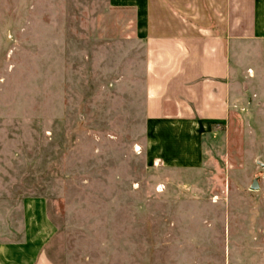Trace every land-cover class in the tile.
Returning <instances> with one entry per match:
<instances>
[{"label": "rangeland", "instance_id": "374dc122", "mask_svg": "<svg viewBox=\"0 0 264 264\" xmlns=\"http://www.w3.org/2000/svg\"><path fill=\"white\" fill-rule=\"evenodd\" d=\"M232 59L220 130L153 122L132 12L0 0V223L43 206L56 261L264 264V42Z\"/></svg>", "mask_w": 264, "mask_h": 264}, {"label": "crops", "instance_id": "0c3cea01", "mask_svg": "<svg viewBox=\"0 0 264 264\" xmlns=\"http://www.w3.org/2000/svg\"><path fill=\"white\" fill-rule=\"evenodd\" d=\"M111 3L133 13L143 42L146 120L220 130L237 103L236 48L264 42V0ZM39 209L24 213L20 230L0 223V264H78L50 257L52 224Z\"/></svg>", "mask_w": 264, "mask_h": 264}, {"label": "water", "instance_id": "95a60500", "mask_svg": "<svg viewBox=\"0 0 264 264\" xmlns=\"http://www.w3.org/2000/svg\"><path fill=\"white\" fill-rule=\"evenodd\" d=\"M260 166L262 167V164H260ZM259 188L257 180H253L250 186V191H257Z\"/></svg>", "mask_w": 264, "mask_h": 264}]
</instances>
